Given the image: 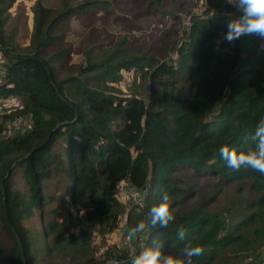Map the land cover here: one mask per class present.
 Instances as JSON below:
<instances>
[{
    "label": "trees",
    "instance_id": "16d2710c",
    "mask_svg": "<svg viewBox=\"0 0 264 264\" xmlns=\"http://www.w3.org/2000/svg\"><path fill=\"white\" fill-rule=\"evenodd\" d=\"M13 1L0 0V51L7 58L0 96L21 98L23 104L10 115L30 117V127L5 137L9 114L0 118V264H34L24 221L36 209L43 211L42 181L56 169L50 153L59 136L66 138L69 187L78 208L68 224L54 212L44 225L45 238L63 225L68 230L76 226L73 242L87 253L94 231L115 228L127 208L129 225L141 220L148 225L145 247L160 240L165 253H179L185 245H200L203 254L194 257L193 264H262L263 251L253 245L264 243V176L245 168L233 171L219 155L223 146H248L246 136L264 117V52L258 53L256 67L240 68L239 40L217 43L226 32L227 14H237L236 9L227 0H144L160 23L167 16L179 18L181 10L187 16L183 29L173 23V31H160L164 51L173 52L170 60L152 54L150 39V49L135 51L134 59H119L112 66L87 63L60 78L51 59L67 60L70 51L57 50L50 59L43 55L59 40L51 30L97 2L74 5L65 0L60 10L37 3L33 49L14 53L3 33L4 11ZM122 50L116 47V52ZM131 66L143 70L146 98L110 89L118 72ZM18 170L25 174L27 189L14 179ZM200 177L217 178V189L204 203L191 206L192 184ZM121 180L146 188L143 207L122 204L116 194ZM242 180L259 192L249 204L233 200L222 203L221 210L206 208L226 185ZM165 192L173 200L175 220L167 229L152 228L148 213ZM251 225L254 228L247 230ZM180 226L187 230L183 241L176 236ZM239 243L244 250L233 254L228 248ZM92 258L90 253L82 264H96L89 262ZM113 261L131 264L124 253Z\"/></svg>",
    "mask_w": 264,
    "mask_h": 264
},
{
    "label": "rangeland",
    "instance_id": "374dc122",
    "mask_svg": "<svg viewBox=\"0 0 264 264\" xmlns=\"http://www.w3.org/2000/svg\"><path fill=\"white\" fill-rule=\"evenodd\" d=\"M64 1L14 0L4 11L5 23L3 26L4 36L12 52L27 53L33 49L32 40L35 34V7L37 3L60 10ZM86 1L90 3L97 2V4L84 10L81 9L69 19L57 23L52 28L51 35L57 36L59 40L54 39L43 53L46 58L50 59L55 51L68 48L70 54L67 56V60H60L57 57L51 59V64L59 70L60 78L74 74L80 65H86L87 63L106 62L112 66L119 59H134L135 51L150 49V39H152V54L157 58L164 57V59L170 60L173 57L172 51H164L162 41L165 38L160 39L159 35L163 27L167 30L172 29V31L177 26L183 29L186 26L187 17L184 10L179 11V18L167 16L166 22L160 23L157 13L153 14L147 11L144 0H66L67 4L74 5ZM199 2L204 1L199 0ZM172 31L168 32L170 39L174 38ZM180 34L179 29L177 38ZM122 39L127 40L126 44H120ZM116 47L122 48V52H116ZM6 61L7 58L0 51V75ZM142 72V69L135 66L123 68L121 74L120 71L118 72L117 81L110 82V89L117 95L137 94L146 98L148 83L141 77ZM0 100H4L8 105L7 111L9 114V117L5 120V131L2 136L6 137L30 127V117L26 116H23L22 123L17 130L11 126L16 116L12 118L10 111L14 107H20L23 104L19 96H0ZM51 148V165L56 166V169L50 179L42 181L43 211L36 209L33 216L24 221L30 238L34 264H82L90 253L94 258L89 261L90 263L111 264L115 255L125 254L119 244L124 229L129 225L126 220L127 208L120 214L119 222L115 228L110 230L105 226L98 227L94 231L91 237V250L87 253L79 252L78 241L73 242V236L77 232L76 226L68 230L64 229L66 225H63L58 231L49 234L46 238L43 236L44 225L54 217V212L62 216L64 224H68L70 223V216L78 208V202L74 201L69 187L65 136H59ZM15 178L18 186L22 189L28 188L25 174L21 170L14 173ZM216 179L215 177H200L195 180L192 184L195 193L189 199L191 206L206 201L208 195L217 189ZM248 183L249 181L242 180V182L238 181L226 185L216 201L211 206H206V208L212 207L221 210L223 209L222 203L229 204L233 200L246 206L259 195V192L250 188ZM119 200L126 207L129 206L126 198H120ZM41 215L43 220H41ZM130 222L132 221L130 220ZM252 228H254V225L247 227V230ZM257 244L258 241H255L253 248L257 246L260 247V252L264 251V243ZM228 249L233 254L238 255L244 250V247L239 243L231 245ZM228 249H226L222 258L226 256ZM222 258L220 256L216 261Z\"/></svg>",
    "mask_w": 264,
    "mask_h": 264
},
{
    "label": "clouds",
    "instance_id": "9594fccd",
    "mask_svg": "<svg viewBox=\"0 0 264 264\" xmlns=\"http://www.w3.org/2000/svg\"><path fill=\"white\" fill-rule=\"evenodd\" d=\"M237 14L228 13L229 20L226 25V32L222 34L220 42L233 43L245 36H257L264 40V0H227ZM214 15V14H213ZM248 146L229 147L223 146L219 149L221 159L226 166L233 171H240L242 168L251 169L264 176V117L256 124L254 131L246 138ZM173 200L165 192L159 198V203L153 206L148 216L150 225L156 228L167 229L169 224L175 220L172 211ZM148 225L144 220L138 222L128 231V237L138 238L144 233ZM187 235L184 226L176 230L177 239L183 241ZM164 242L153 240L151 244L144 247L135 255L131 264H193V258L203 254L204 249L200 245H185L179 253H165ZM114 264V262H113Z\"/></svg>",
    "mask_w": 264,
    "mask_h": 264
},
{
    "label": "built area",
    "instance_id": "2783aa9c",
    "mask_svg": "<svg viewBox=\"0 0 264 264\" xmlns=\"http://www.w3.org/2000/svg\"><path fill=\"white\" fill-rule=\"evenodd\" d=\"M256 52L261 53L264 52V40H261L259 37L256 36ZM8 105L4 102V100H0V118H3L4 115L8 113L7 111ZM23 116L18 115L11 124L12 128L17 130L22 123ZM119 198H126L128 201L127 204L129 205H136L137 207H143L144 200L146 196V188H137L136 186L129 183L127 180H121L117 184V192ZM147 224V223H146ZM135 226V225H134ZM133 225H127L122 233V237L120 240L119 247L125 252L126 257L131 259L137 255L146 245V235H147V228L145 229L144 233L141 234L138 238L130 239L128 237V231L130 228L134 227ZM264 255V251L263 254ZM264 258V256H263ZM114 261L112 260V263ZM264 264V259L262 261Z\"/></svg>",
    "mask_w": 264,
    "mask_h": 264
},
{
    "label": "crops",
    "instance_id": "0c3cea01",
    "mask_svg": "<svg viewBox=\"0 0 264 264\" xmlns=\"http://www.w3.org/2000/svg\"><path fill=\"white\" fill-rule=\"evenodd\" d=\"M239 67L257 66L258 53L256 52V36H245L239 39Z\"/></svg>",
    "mask_w": 264,
    "mask_h": 264
}]
</instances>
